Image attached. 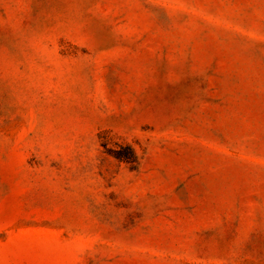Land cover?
I'll list each match as a JSON object with an SVG mask.
<instances>
[{"label":"rangeland","instance_id":"obj_1","mask_svg":"<svg viewBox=\"0 0 264 264\" xmlns=\"http://www.w3.org/2000/svg\"><path fill=\"white\" fill-rule=\"evenodd\" d=\"M0 264H264V0H0Z\"/></svg>","mask_w":264,"mask_h":264}]
</instances>
